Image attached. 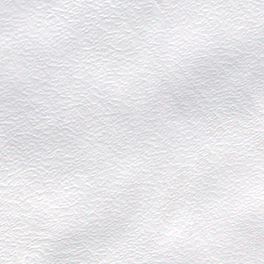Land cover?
<instances>
[{"label": "snow or ice", "instance_id": "obj_1", "mask_svg": "<svg viewBox=\"0 0 264 264\" xmlns=\"http://www.w3.org/2000/svg\"><path fill=\"white\" fill-rule=\"evenodd\" d=\"M0 264H264V0H0Z\"/></svg>", "mask_w": 264, "mask_h": 264}]
</instances>
